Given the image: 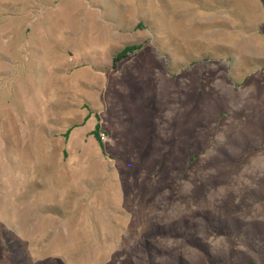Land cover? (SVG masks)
Listing matches in <instances>:
<instances>
[{"label":"rangeland","instance_id":"374dc122","mask_svg":"<svg viewBox=\"0 0 264 264\" xmlns=\"http://www.w3.org/2000/svg\"><path fill=\"white\" fill-rule=\"evenodd\" d=\"M0 264H264V0H0Z\"/></svg>","mask_w":264,"mask_h":264},{"label":"trees","instance_id":"16d2710c","mask_svg":"<svg viewBox=\"0 0 264 264\" xmlns=\"http://www.w3.org/2000/svg\"><path fill=\"white\" fill-rule=\"evenodd\" d=\"M133 49H135V48H132V49H131V48H130V49H124V50L118 52V53L114 56V58L112 59V63L115 64V63L118 62L119 60H121V59L127 57V56L133 51Z\"/></svg>","mask_w":264,"mask_h":264},{"label":"built area","instance_id":"2783aa9c","mask_svg":"<svg viewBox=\"0 0 264 264\" xmlns=\"http://www.w3.org/2000/svg\"><path fill=\"white\" fill-rule=\"evenodd\" d=\"M101 137H102V135H101Z\"/></svg>","mask_w":264,"mask_h":264}]
</instances>
